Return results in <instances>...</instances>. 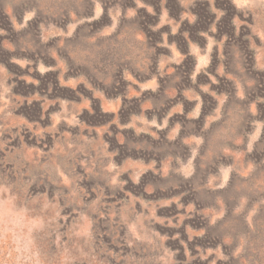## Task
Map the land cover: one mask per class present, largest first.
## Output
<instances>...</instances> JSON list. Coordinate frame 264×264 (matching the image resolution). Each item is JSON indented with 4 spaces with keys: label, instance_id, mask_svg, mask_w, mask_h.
Returning <instances> with one entry per match:
<instances>
[{
    "label": "rangeland",
    "instance_id": "1",
    "mask_svg": "<svg viewBox=\"0 0 264 264\" xmlns=\"http://www.w3.org/2000/svg\"><path fill=\"white\" fill-rule=\"evenodd\" d=\"M0 264H264V0H0Z\"/></svg>",
    "mask_w": 264,
    "mask_h": 264
}]
</instances>
